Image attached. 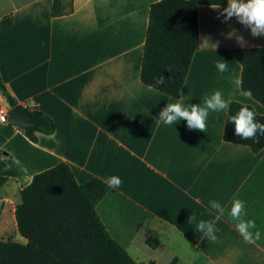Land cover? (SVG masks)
Segmentation results:
<instances>
[{
    "label": "crops",
    "instance_id": "crops-1",
    "mask_svg": "<svg viewBox=\"0 0 264 264\" xmlns=\"http://www.w3.org/2000/svg\"><path fill=\"white\" fill-rule=\"evenodd\" d=\"M53 1L0 0L6 91L56 125L34 143L10 118L0 119V176L8 178L0 191V242L28 243L16 220L21 192L36 175L65 163L79 184L120 177L97 213L138 264H264V149L225 141L228 112L210 111L206 132L189 130L185 120H158L168 103L202 105L216 90L264 116V106L241 96L228 78H242L235 52L263 48L264 36L253 37L235 17L218 18L227 5L200 6V48L176 99L148 92L141 79L151 6L162 0H74V12L61 17L52 15ZM205 37L216 48L203 44ZM223 60L229 72L222 74L216 63ZM11 108L0 91V110ZM234 199L245 201L246 219L261 232L254 244L230 221ZM212 200L223 216L210 208ZM192 214L215 221L218 243L189 224Z\"/></svg>",
    "mask_w": 264,
    "mask_h": 264
},
{
    "label": "trees",
    "instance_id": "trees-1",
    "mask_svg": "<svg viewBox=\"0 0 264 264\" xmlns=\"http://www.w3.org/2000/svg\"><path fill=\"white\" fill-rule=\"evenodd\" d=\"M226 5L227 0H162L153 4L141 68L143 83L154 84L162 75L165 83L156 85V90L179 99L200 48L199 7ZM74 9V0H54L52 15L65 16ZM235 56L243 68L242 90H251L252 98L264 106V47L237 50ZM6 90L0 76V91L10 106H16ZM242 106L254 111L256 119L264 123V116L253 107L232 102L224 139L259 153L264 149V136L257 134L259 143L243 140L228 121ZM33 114L45 125L33 131L22 129L36 143L38 133L52 135L56 125L43 113ZM7 182L8 178L0 176V191ZM109 190L100 179L79 184L65 163L36 175L22 190V202L16 209L19 232L28 243L0 242V264H138L111 237L98 216L97 206ZM149 244L155 247L157 243Z\"/></svg>",
    "mask_w": 264,
    "mask_h": 264
},
{
    "label": "clouds",
    "instance_id": "clouds-1",
    "mask_svg": "<svg viewBox=\"0 0 264 264\" xmlns=\"http://www.w3.org/2000/svg\"><path fill=\"white\" fill-rule=\"evenodd\" d=\"M219 6L215 7L218 8ZM222 16L223 22H227L235 17L239 23L250 29L253 37L264 36V0H227V6L218 13V18ZM233 33H229L231 36ZM237 41L243 45L245 43L242 36H237ZM210 38H203V44H209ZM224 61V60H223ZM216 68L220 73L229 72L227 62H217ZM171 71V69H167ZM237 89H241L240 95L246 99L252 98L251 90H242V79L234 73L228 77ZM165 78L160 75L154 79V84L147 85V91L156 90V85H163ZM230 108V103L224 99L223 93L216 90L210 96L204 98L203 104H185L183 99L175 103H168L159 113L158 120L165 125H173L181 120H185L189 130H198L206 132L207 118L209 112H225ZM228 121L234 125L235 135L243 140H251L253 143H259V136H264V123L256 119V113L247 106H242L234 115L228 117ZM259 133V136L257 135ZM102 182L111 189H118L122 180L119 176L113 175L103 178ZM210 208L223 216L225 209L216 200L209 202ZM230 221L234 223L235 229L243 237L247 244H254L261 239V232L257 230L256 222L253 219H246V203L241 199H234L228 212ZM189 224H195L203 236L210 242L218 243L217 233L219 229L215 226V221L198 220L192 214L189 217ZM255 230V231H254Z\"/></svg>",
    "mask_w": 264,
    "mask_h": 264
},
{
    "label": "water",
    "instance_id": "water-1",
    "mask_svg": "<svg viewBox=\"0 0 264 264\" xmlns=\"http://www.w3.org/2000/svg\"><path fill=\"white\" fill-rule=\"evenodd\" d=\"M8 114L14 124L30 131L39 129L45 125V121L42 118L35 116L22 105L12 107Z\"/></svg>",
    "mask_w": 264,
    "mask_h": 264
},
{
    "label": "built area",
    "instance_id": "built-area-1",
    "mask_svg": "<svg viewBox=\"0 0 264 264\" xmlns=\"http://www.w3.org/2000/svg\"><path fill=\"white\" fill-rule=\"evenodd\" d=\"M31 107H33L32 103H30V105L25 106V108H27V109H30ZM0 119L2 122H8L9 121L7 110H5V109L0 110Z\"/></svg>",
    "mask_w": 264,
    "mask_h": 264
}]
</instances>
